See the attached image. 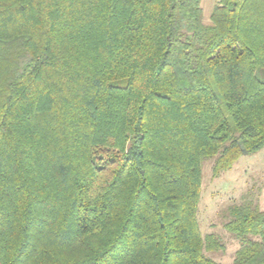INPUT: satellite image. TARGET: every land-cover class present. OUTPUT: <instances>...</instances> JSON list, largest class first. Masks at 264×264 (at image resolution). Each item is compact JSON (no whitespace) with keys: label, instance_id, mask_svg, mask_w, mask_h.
<instances>
[{"label":"trees","instance_id":"16d2710c","mask_svg":"<svg viewBox=\"0 0 264 264\" xmlns=\"http://www.w3.org/2000/svg\"><path fill=\"white\" fill-rule=\"evenodd\" d=\"M0 0V264H220L213 176L264 147V0ZM232 264L264 210L228 208Z\"/></svg>","mask_w":264,"mask_h":264},{"label":"rangeland","instance_id":"374dc122","mask_svg":"<svg viewBox=\"0 0 264 264\" xmlns=\"http://www.w3.org/2000/svg\"><path fill=\"white\" fill-rule=\"evenodd\" d=\"M217 1H201L204 22L209 21L211 8ZM255 76L264 81V68H257ZM214 159L209 157L202 163L197 220L202 236L212 234L219 244L216 249H205V255L217 263L232 264L240 241L225 229L228 208L250 201L264 210V147L256 153L242 155L218 176L212 174Z\"/></svg>","mask_w":264,"mask_h":264}]
</instances>
